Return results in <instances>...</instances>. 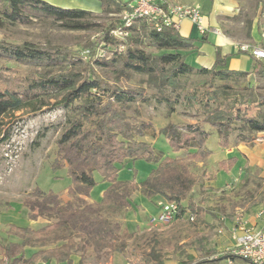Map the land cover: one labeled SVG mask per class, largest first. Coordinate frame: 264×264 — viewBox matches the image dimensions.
<instances>
[{"label": "trees", "instance_id": "1", "mask_svg": "<svg viewBox=\"0 0 264 264\" xmlns=\"http://www.w3.org/2000/svg\"><path fill=\"white\" fill-rule=\"evenodd\" d=\"M95 1L105 14L118 15L124 8L118 0ZM89 18L87 11L62 9L42 0H0V29L8 24L26 26L49 20L69 30L95 28L98 34L88 46L86 61L67 49L0 40V137L4 136L3 120L10 115L62 109L64 123L51 167L65 168L71 179L68 201L38 188L22 199L27 220H44L46 224L39 228L8 225L5 233L13 239L0 242V264H85L91 258L105 262L111 255L126 254L129 242L137 235L114 217L132 207L133 192L178 204V216L195 211L189 196L195 179L187 163L210 156L205 144L211 130L217 131L220 148H229L232 138L237 145L264 132V94L253 88L246 95L235 94L237 82L248 72L225 69L226 57L218 48L211 68L194 67L186 58L196 40L182 37L176 30L157 32L140 19L120 40L111 34L121 25L119 18L101 24ZM97 46L103 49L99 55ZM253 60L264 78V63ZM96 67L113 72L117 79L132 74L146 76L157 90L155 98L168 106L170 115L174 101L166 89H182L180 80L189 75L204 78L201 95L192 91L184 96L188 103L185 109L193 110L186 114L201 117L198 124L170 122L159 132L173 152H184L185 157L163 156L152 144L138 140L146 136L149 125L135 122L127 112L137 101L147 100L145 90L110 84L97 74ZM215 82L219 85L214 87ZM253 106L256 113L248 115ZM127 160H145L155 167L139 184L120 181L119 166ZM236 163L231 157L218 166L229 172ZM95 174L108 186L98 202H89L87 198L97 183ZM27 249L32 251L26 254ZM228 258L232 264H242L238 257L227 254L194 264H219ZM137 264L165 263L159 253L151 251Z\"/></svg>", "mask_w": 264, "mask_h": 264}, {"label": "rangeland", "instance_id": "2", "mask_svg": "<svg viewBox=\"0 0 264 264\" xmlns=\"http://www.w3.org/2000/svg\"><path fill=\"white\" fill-rule=\"evenodd\" d=\"M263 0H247L245 10L236 17L233 25L234 33L247 40L250 38V25L258 20V32L264 36V4ZM181 3V2H180ZM99 5V6H98ZM90 5V21L95 24L107 23L110 19H117V14H105L100 4ZM261 5V6H260ZM85 11V10H84ZM243 26L237 28V23ZM97 30H69L59 23L40 20L30 25H6L0 29V40L21 44L24 42L41 47L67 49L77 54L84 61L88 57V46L97 39ZM239 44L253 47L256 45ZM261 45V44H260ZM258 45V46H260ZM97 55L103 51L102 46L95 48ZM249 55L248 53H243ZM250 56V55H249ZM85 58V59H84ZM192 58V57H191ZM188 58L187 64L193 65ZM252 67L250 64L249 68ZM97 74L110 84H117L122 88H138L145 90L146 101H137L131 106L127 115L135 122H145L149 125L146 136L138 138L150 144L154 143L157 152L169 158H175L166 138L160 135V129L170 122H182L196 125L200 121L197 114L188 115V106L184 96L194 91L201 95L205 90L202 85L204 78L189 75L180 80L181 88L165 93H172L174 101L172 115L165 103L159 104L157 90L151 86L144 75L132 74L128 78L117 79L109 70L95 68ZM255 67L248 71L244 79H239L234 88L235 94L246 95L249 88L264 94V78L259 76ZM219 82L214 83V87ZM234 98V96H232ZM256 108L248 115H254ZM64 123L62 109L42 110L39 113L17 112L3 120L0 137V242L7 243L11 236L6 235L8 225L20 227L29 226L39 228L46 224L44 220L36 222L27 220L26 209L21 201L34 188L45 193L59 195L63 201H68L67 189L71 179L65 168L52 169L51 163L55 156L56 141L58 140ZM206 129L209 130L207 126ZM229 148L218 146V133L211 130L205 147L210 156L204 160L188 162V171L193 175L195 184L189 194L195 211H187L165 225L150 226L148 221L156 216L158 198L147 199L138 191L131 195L132 207L127 215H116L127 229L135 232L136 237L129 242V252L114 254L113 260L96 261L89 259L88 264H137L141 256L155 251L161 255L165 264H194L204 260H212L223 256L232 247V228L236 217L243 218L247 223L254 222V215L264 203V132L253 134L247 142L235 145L233 138ZM241 146V149L235 148ZM178 158L185 157L184 152H178ZM235 157L237 163L229 171H222L218 166L222 160ZM155 165L145 160H127L119 166L118 180L143 182ZM96 185L90 192L92 202H98L107 183L102 182L97 174ZM185 204V203H184ZM192 216L193 220H190ZM126 220L127 223L123 220ZM13 239V238H12ZM32 250L27 249L26 254ZM192 257L193 259H190ZM210 264V263H209ZM220 264H226L220 262Z\"/></svg>", "mask_w": 264, "mask_h": 264}, {"label": "built area", "instance_id": "3", "mask_svg": "<svg viewBox=\"0 0 264 264\" xmlns=\"http://www.w3.org/2000/svg\"><path fill=\"white\" fill-rule=\"evenodd\" d=\"M123 4V10L118 14L121 25L114 29L113 37L124 40L129 29L137 20H146L152 28L160 32L169 28L178 29V21L188 20L203 35V16L198 5L180 3L179 0H118ZM123 47H119L122 50ZM237 51L248 53L252 58L264 63V47H249L241 45ZM158 213L149 219L150 226L165 225L174 220L179 212L178 204L159 200L156 203ZM190 220H193L192 216ZM233 245L227 255L238 257L242 264H264V203L254 215V222L247 223L241 217H236L232 228ZM226 264L232 261L226 259Z\"/></svg>", "mask_w": 264, "mask_h": 264}, {"label": "crops", "instance_id": "4", "mask_svg": "<svg viewBox=\"0 0 264 264\" xmlns=\"http://www.w3.org/2000/svg\"><path fill=\"white\" fill-rule=\"evenodd\" d=\"M42 1L62 9H80L85 11L90 10L89 6L93 3L97 5L99 4L95 0ZM246 1L247 0H179V2L183 4L198 5L200 7V11L203 16V26L206 29L205 33L203 35H200L197 32L196 27L192 25L190 21H178L179 27L177 29V32L182 37L196 40L194 42V49L190 54L187 55L186 61L188 60V58L192 57L191 59L192 63L194 64V67H202L205 69H209L214 65L216 58V48H218L221 52V55L226 57L224 65L225 69L230 71L241 72H248L253 69L255 67L253 60L254 58L246 54H238L236 46L245 43L250 44L248 42H252L256 44L253 45V47H264V36H260L258 34V32L262 30L258 27V20L255 19L251 22V35L250 38H248L247 40L238 37V35L234 33V29L232 27L236 24V17L240 14V12L245 10L246 7L244 5ZM240 26H243V22L237 23V28H239ZM250 64H252L251 68H249ZM152 145L154 146V143ZM235 148L241 149V146H236ZM178 155V152L175 153V157L178 158ZM155 198L158 197L151 198L150 200ZM158 199L161 200L160 198ZM87 200L89 202H92L90 198H87ZM125 214L127 215V212ZM123 221L125 222V224L127 223L125 219ZM124 228L127 229V226H124ZM128 231L132 232L130 230ZM114 256L115 255H112L108 262H111ZM74 261H77V257H74ZM108 262L106 263L109 264ZM222 262L226 263V260H223ZM88 263L89 262H86L85 264ZM47 264L56 263L52 261Z\"/></svg>", "mask_w": 264, "mask_h": 264}]
</instances>
